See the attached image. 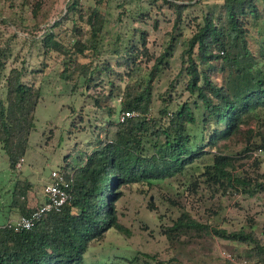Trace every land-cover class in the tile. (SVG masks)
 Listing matches in <instances>:
<instances>
[{
    "label": "trees",
    "instance_id": "obj_1",
    "mask_svg": "<svg viewBox=\"0 0 264 264\" xmlns=\"http://www.w3.org/2000/svg\"><path fill=\"white\" fill-rule=\"evenodd\" d=\"M127 1L118 4L119 20L129 10ZM201 2L150 0L157 13L164 6L174 9L173 24L165 29L167 43L143 67V57L151 59L148 29L128 26L119 32L109 54L126 71L115 68L109 58L95 62L103 52L110 0L94 4L66 0L62 18L48 23L46 9L37 19L38 28L46 23L36 36L40 50L46 58L56 54L61 76L74 79L75 85L84 77L89 85L105 73L112 87L108 93L102 89L94 100L100 109L106 108L109 119L95 130L94 140L85 147L76 144L57 168L70 181V198L31 228L16 229L14 219L31 214L47 196L44 191L40 200L29 178L16 180L10 207L19 215L0 221V264H84L92 241L104 239L112 227L127 230L118 207L127 190L149 195L148 207L158 210L150 192L162 180L174 185L163 196L166 203L179 209L164 228L175 252L169 262L174 258L179 264H211L214 236L220 235L233 242L232 253H241L246 264H264V239L253 225L227 229L201 216L207 192L214 198L253 197L264 191V0H222L204 8L196 29L187 35L184 12ZM21 4L22 8L31 5L34 12L41 8L37 0ZM16 5L9 0L8 8L0 6L3 22L4 9L19 17ZM158 22L155 17V27ZM179 41L181 67L162 96L163 105L153 113L155 81ZM11 50L9 45L0 49V87H6L5 96H0V148L7 153L10 167L20 172L17 164L27 153L42 89L25 78L26 66L12 65L6 71ZM80 56L89 59L82 61ZM113 73L124 82L122 88ZM178 77L184 81L182 89ZM186 91L188 97L183 99ZM115 93L121 95L119 115L124 110L135 112L124 121L119 115L114 119L115 108L103 104ZM158 211L159 218L165 216ZM165 263L160 258L158 264Z\"/></svg>",
    "mask_w": 264,
    "mask_h": 264
},
{
    "label": "rangeland",
    "instance_id": "obj_2",
    "mask_svg": "<svg viewBox=\"0 0 264 264\" xmlns=\"http://www.w3.org/2000/svg\"><path fill=\"white\" fill-rule=\"evenodd\" d=\"M25 0H14L15 9L19 17L9 14L8 9H4L2 21L0 18V49L11 46L12 50L6 65V71L12 65L26 66L25 78L33 81L42 89V99L37 106L35 128L31 133L29 147L24 155L23 161L17 165L21 171L13 169L9 165L7 153L0 148V221H4L9 216H18L19 213L10 207L12 191L17 179L29 178L35 184L34 192L41 200L44 194V186L50 179L53 169L60 167L64 163V158L75 150V145L85 147L89 141L94 140L95 130L101 124H107L109 115L106 108H99L95 104V95L102 89L107 93L112 85L107 76L96 77L94 83L87 85L84 77L75 85V80H68L60 75L61 64L56 59V54L46 58L40 50V42L37 41V34H41L46 23L41 27H36L38 18H42L46 9L49 10V22L54 23L55 19L62 18L61 10L65 6L66 0H37L41 7L35 15L31 5L22 8L21 2ZM33 3L35 0H29ZM87 4H94L95 0H82ZM124 0H110L109 9L111 15L108 16L109 23L105 28L106 36L103 52L95 62H101L105 58L118 70H125L123 66L116 65V59L109 54V48L113 47L114 39L119 32L131 27H146L149 34L148 49L151 59L143 57V67L154 61L155 57L164 49L168 35L166 27L173 24L175 16L171 6H164L160 12H155V6L150 0H128L126 6L129 10L123 12L122 20L118 19V12L122 10L118 4ZM222 0H202L201 3L190 6L184 12L183 27L188 35L197 27V21L203 13V9H209L214 5L221 4ZM263 3V2H262ZM264 4V3H263ZM9 7V0L0 1V6ZM37 5L35 6V8ZM158 18V27L154 26V18ZM47 23V24H48ZM71 24L66 21V24ZM56 30L57 27L55 28ZM255 30V27H253ZM64 33H62V36ZM183 48L182 41L175 47L169 59L168 66L163 68L160 76L155 81L153 95V113H158L163 105L162 96L167 95L170 89V80L175 76L181 67L180 52ZM82 61H87L89 57L80 56ZM46 60V64L44 63ZM126 71V70H125ZM75 75V74H74ZM73 75V76H74ZM116 85L121 88L124 82L116 73L112 74ZM179 89L184 87L182 77L177 78ZM121 83V84H120ZM88 86V87H87ZM118 92L117 90H115ZM6 87H0V96H5ZM188 92L183 94V99L188 97ZM121 95L115 93L108 101L115 108L114 119H118L120 112ZM181 99V98H180ZM264 170V165L262 167ZM161 185L155 186L152 190L151 199L159 205L158 210L166 213L159 218L158 210H151L148 207L149 195L133 190H127L126 194L119 200V217L125 224L126 231H118L115 228L107 230L104 239L94 240L89 244L84 254V264H158L160 258L166 261L165 264H179L177 259L170 257L175 252L171 249L170 243L164 234V228L172 219L179 214V209L168 205L164 199L167 188H174L169 180L160 181ZM210 192L204 195V204L201 207L202 219H211L218 226L227 229L237 228L241 225L254 228L264 239V191L253 197L244 195L210 196ZM219 211L214 214L213 211ZM233 242L220 236H214L213 250L203 258L211 264H246L241 253H232ZM240 245V244H239ZM158 253V257H153ZM230 254V255H229ZM201 254H196V257ZM202 262V261H200ZM183 264H191L184 261ZM202 264V263H201Z\"/></svg>",
    "mask_w": 264,
    "mask_h": 264
},
{
    "label": "built area",
    "instance_id": "obj_3",
    "mask_svg": "<svg viewBox=\"0 0 264 264\" xmlns=\"http://www.w3.org/2000/svg\"><path fill=\"white\" fill-rule=\"evenodd\" d=\"M134 114L133 110H124L120 113L119 118L124 121L127 117ZM69 186L70 181L65 178V174L57 168L53 169L50 173V179L44 188L47 200L31 214L16 217L14 219V227L16 229L31 228L36 220L46 212L59 209L71 196Z\"/></svg>",
    "mask_w": 264,
    "mask_h": 264
},
{
    "label": "crops",
    "instance_id": "obj_4",
    "mask_svg": "<svg viewBox=\"0 0 264 264\" xmlns=\"http://www.w3.org/2000/svg\"><path fill=\"white\" fill-rule=\"evenodd\" d=\"M44 200V195H43V198H42V201Z\"/></svg>",
    "mask_w": 264,
    "mask_h": 264
}]
</instances>
